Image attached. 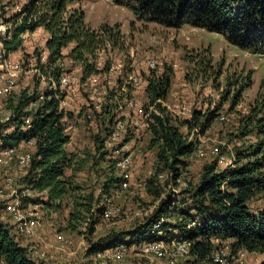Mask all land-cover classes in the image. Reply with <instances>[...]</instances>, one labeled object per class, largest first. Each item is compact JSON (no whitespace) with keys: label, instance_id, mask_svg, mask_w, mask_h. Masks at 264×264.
I'll list each match as a JSON object with an SVG mask.
<instances>
[{"label":"rangeland","instance_id":"rangeland-1","mask_svg":"<svg viewBox=\"0 0 264 264\" xmlns=\"http://www.w3.org/2000/svg\"><path fill=\"white\" fill-rule=\"evenodd\" d=\"M27 3L28 0H0L1 36H6L9 27L12 29L18 13L16 7L20 4L25 6ZM68 8L71 11L73 8H82L86 14V22L93 28H99L104 24L121 25L122 37L115 43L110 40L103 42L96 58L110 67L122 64L123 75L118 73L113 77L112 84L104 80L102 92L92 98L87 87H81L69 98L71 109L68 110L74 116L66 118L67 132L70 135L67 149L75 154V161L74 168H69L67 175L73 177L76 188L64 198L61 205L45 203L40 197L47 199L46 195L37 191L31 192V195L26 194L24 177L30 168L18 166L0 168V180L11 174L15 177V189L23 197L39 199L37 202L40 203L29 202L26 206L42 219L38 229L39 236L35 239L43 240L49 259H55L53 257L57 256L59 260L69 257L73 252L67 263L101 264L102 259L98 258L96 253H91L93 247L106 245L114 233L134 230L140 226L159 207L161 201L168 200L171 206L176 207L174 216L167 219L172 223L180 219L182 210L192 208L189 190L199 183L205 168L214 160H218V157L211 153L212 147L220 145L224 154L231 157L234 162L238 149L247 148L256 141L254 135L245 138L238 135L242 125L247 123L246 116L252 113L254 107H260L264 99V52L240 48L230 43L224 34L206 28L190 24L175 28L156 22L140 21L130 8L118 4L115 0H73ZM23 37L22 48L9 55L12 61L19 59L22 65L21 69H16L17 84L7 95L0 96V128L5 130L13 127L10 118L24 91L30 96L35 93L40 95L51 89L46 76L41 74L37 66L38 55L42 57V62H45L43 57L50 33L42 26L34 32H27ZM73 46L72 43L64 50L66 55ZM207 50L211 54V66L207 65L203 58ZM187 53H192V57L188 58ZM152 58L160 61L158 67L154 69L156 73L161 74L170 67L174 71L171 87L175 94L171 93L168 96L169 103L175 101L188 103L194 110L204 114L219 107V113L222 111L227 115V120L217 116L204 132L196 130L190 133V140L196 143V150L186 158L187 165L180 168V181L172 177L169 167L159 163L157 147L150 146L151 133L145 126L138 125L133 128L128 124L126 128H122L118 125V122H125L126 116L116 111L119 106L114 96L118 95L121 101H125L123 98H126L128 93L131 95L137 90L138 87L136 89L133 86L127 75L150 73L153 69L148 63ZM63 62L66 71L79 72L83 69L80 63L68 56ZM143 69L147 72H143ZM247 83H250V86H246ZM133 94L139 101L146 100V93L140 88ZM42 101L40 97L36 102H30L26 108L24 107V112H34ZM97 103L99 107L96 106ZM172 115L178 120L185 119L183 115L175 113ZM117 128L120 134L114 138L113 133ZM181 129L189 133L186 125L181 126ZM127 142L130 148L124 147ZM103 144L105 148H102ZM23 148L31 150L30 147ZM199 149L204 151L203 156L198 155ZM130 152L133 153L135 162L134 176L130 188L122 190L118 184L119 172L114 161L118 155H128ZM225 167L227 165L219 163L218 169ZM150 171H153V174L164 172L168 176L163 179L157 178L156 175L150 174ZM109 178L115 181L116 185L100 196V202L94 203L92 212H86L84 209L80 218H72L71 213L77 211L74 199L85 202L89 201L85 200L86 196L93 195L97 200L98 189L103 188ZM144 180L147 184H143ZM109 200L121 208V213L111 218L101 216L100 222L95 224V229L91 231L90 223L95 217L97 203L105 208ZM174 201L175 203H172ZM251 206L254 210L263 208L264 197H257ZM191 215L197 217L192 211ZM0 219L12 226L11 217L2 202ZM191 222L189 221V224ZM173 228L172 226L160 231L158 238L177 235L179 230L175 231ZM57 233L66 236L63 249L53 245ZM128 239L130 242V238ZM213 243L215 249L227 251L226 264H260L264 259V255L260 253L233 250L230 239H213ZM141 244L142 238L126 244L130 247V252L122 261H110L109 264H156L158 259L138 249ZM72 245L73 248L69 250ZM184 264L216 262L213 260L210 263L196 262L192 257Z\"/></svg>","mask_w":264,"mask_h":264},{"label":"trees","instance_id":"trees-1","mask_svg":"<svg viewBox=\"0 0 264 264\" xmlns=\"http://www.w3.org/2000/svg\"><path fill=\"white\" fill-rule=\"evenodd\" d=\"M72 1L29 0L23 11L16 15L12 29H7L5 37L0 35L7 54H11L22 48L23 36L27 32H34L43 26L50 33L46 43L48 58L46 62H42L41 56L38 55L37 66L41 74L46 76L50 86L53 85L50 80L52 78L56 88L30 96L24 91L10 118L13 127L7 130L0 128L2 147L17 146L23 141L36 139L34 158L24 182L26 188L45 194L47 199L40 198L49 205H61L64 198L76 188L73 177L67 175V170L74 168L75 154L67 150L70 135L64 119L74 115L61 107L64 93L60 90L59 79L65 70L63 60L68 56L80 63L83 77L86 78L97 72L96 57L103 42L110 40L115 43L122 37L120 24L91 27L86 22V14L82 8H73L72 11L68 8ZM115 1L130 8L140 21L156 22L175 28L190 24L222 33L230 43L245 50L264 52V0ZM72 43L74 46L66 55L64 50ZM187 54L188 58L192 57V53ZM203 58L205 63L211 66L209 50ZM173 75L171 67L161 74L150 71L147 76L144 106L150 113V146L157 147L159 163L169 167L172 177L178 179L180 168L187 165L186 158L196 150V143L190 140V133L207 130L218 116L219 107L205 114L194 110L190 119L178 120L163 103L170 93ZM246 86H250V83ZM41 95H44V99L40 107L34 112H24L26 106L39 100ZM25 116H32L33 119L27 128ZM246 121L238 137L254 135L256 141L247 148L238 149L234 162L227 167L219 170L217 158L218 160H214L205 168L199 183L189 190L192 208L182 210L179 220L175 223L167 221L174 216L177 209L171 206L168 200L161 201L159 207L140 226L134 230L112 234L106 245L94 246L91 253L123 243L130 244L138 238H142L143 242L160 239L158 233L173 226L175 231L179 230V233L192 241V257L196 262H212L211 255L215 250L213 239H230L233 250H246L264 255V207L254 210L251 206L257 197H264V99L260 107H254L252 113L246 116ZM183 125L188 127L189 133L182 131ZM104 146L103 144L102 148H105ZM112 179L114 180L113 177ZM112 179L109 178L104 183L103 193H99L97 200L93 195L86 196L85 200L89 201L85 202L74 199L77 211L71 213L72 218H80L84 209L86 212H92L94 203L100 202V196L116 185ZM119 182L120 177L118 184ZM37 201L38 198L23 197L25 205L29 202L40 203ZM103 210L104 206L97 203L95 217L90 223L91 231L95 229V224L100 222ZM191 211L197 217L192 216ZM161 220V226L156 228L155 224ZM189 221L198 223L190 225ZM128 238L130 242L127 241ZM0 262L51 264L45 260L34 259L28 248L20 244L12 232V227L1 219ZM260 264H264V259Z\"/></svg>","mask_w":264,"mask_h":264},{"label":"built area","instance_id":"built-area-1","mask_svg":"<svg viewBox=\"0 0 264 264\" xmlns=\"http://www.w3.org/2000/svg\"><path fill=\"white\" fill-rule=\"evenodd\" d=\"M23 8L24 6L20 4L16 7V10L18 11V13H21L23 11ZM0 44V96H5L12 90V88L16 86V69H21L22 65L19 59L12 61L9 58L10 54H7L2 41L0 42ZM46 50L43 57L45 62L48 58V50ZM159 64L160 61H158L157 58H152L149 61L148 66L154 70L158 67ZM95 66L97 72L92 73L86 78L83 77V69H81L79 72L66 70L62 72L59 79L60 90L64 93V98L61 101L62 108L66 110L71 109L69 98L75 95L81 87H87L88 91L91 93L92 98V96L98 95L102 92L101 89L104 85V80H108L109 84H112L111 79L117 76L118 73H123V65L120 63H118L117 65H112L110 67L109 65H105V62L100 59L96 60ZM148 75L149 73H147L146 75L137 73H130L127 75L133 83V86L136 89L138 87V89L134 92L138 91L139 88L145 92V89L148 85ZM50 80L53 83L51 89H55V82L52 80V78H50ZM133 93L131 95H129L128 93L126 98H123L125 101H121V98L119 99L118 95L114 96V100L116 101V103H118L119 106L117 112L120 111L123 115L126 116L125 122H118V125L122 128H126V125L128 124L133 128L138 125H142L148 128L150 113L146 110L144 106L145 103L139 101ZM41 98L44 99V95H41ZM122 102H124L125 104H123ZM163 103L167 106L168 110L172 114L175 113L177 115H183L184 118L188 119H190L193 115L194 109L188 103H182L181 101H175L172 103H166V101H164ZM98 104L99 103H97L96 106L99 107ZM218 117L222 120H227V115L222 111H220ZM24 121L25 128L29 127L33 121L32 116H25ZM118 131L119 130L117 128V130H115V132L113 133L114 138H117L119 136L120 132ZM23 147H30L31 150H27ZM124 147L130 148L128 142L124 145ZM35 150L36 139L23 141L17 146L2 147L0 149V168L9 169L13 166L29 168L32 164ZM197 153L200 156H203L205 154L202 149H199ZM211 153L218 157L219 163H224L227 166L233 163V159L224 154L220 145L212 147ZM114 162L115 167L119 172L120 187L122 188V190L129 189L134 176L135 162L133 153L130 152V154L128 155L120 154L115 158ZM150 174H153V171H150ZM153 175H156L157 178L161 179L168 176V174H165L164 172H160L158 174L154 172ZM177 180L180 181L179 178ZM14 184L15 177L11 174H8L6 177L0 180V203H4L5 210L11 217L13 226H11L13 228L12 232L16 235V237L24 235L30 238H37L39 236L38 229L42 224V219L36 212L29 209L24 204L23 196L18 192L17 189H15ZM143 184H147V181L144 180ZM25 191L27 192V195H31V192L35 190L26 188ZM98 192L102 193L103 189L99 188ZM120 213L121 208L114 204L111 200H109V203L103 210L102 217L111 218L119 215ZM162 222V220L158 221L155 224V227L159 228ZM196 223L198 222L192 221L190 225H194ZM42 241L43 240L40 239L38 243H35L32 251H34L40 259L45 260L48 259L49 254L46 249L47 247L43 244ZM65 243L66 236L63 233H57L53 245L58 249H63V247H65ZM192 244L193 243L190 239L186 238L182 233H178L175 236L169 235L163 239L143 242V244H141L138 249L142 253L152 255L153 258L158 259L156 264H184L186 260L192 258ZM130 250V247L123 243L116 247L100 250L96 252V256L102 259L101 264H109L110 261H122L124 257L130 252ZM226 256L227 251H225L224 249H215L213 250L211 255L213 261H215L216 264H226Z\"/></svg>","mask_w":264,"mask_h":264},{"label":"crops","instance_id":"crops-1","mask_svg":"<svg viewBox=\"0 0 264 264\" xmlns=\"http://www.w3.org/2000/svg\"><path fill=\"white\" fill-rule=\"evenodd\" d=\"M143 72H147L145 69H143ZM137 92V91H136ZM135 92V93H136ZM171 93L172 94H175V92H173V87H171V89H170V93H169V95H171ZM168 95V96H169ZM168 99V98H167ZM146 102V100L144 101V103ZM166 103H169V101L168 100H166ZM64 121L66 122V118L64 119ZM147 130H148V128H146ZM149 131V130H148ZM150 132V131H149ZM68 150V149H67ZM98 191H99V189H98ZM98 195H99V193H97ZM95 196H96V194H95ZM45 198V197H44ZM17 239L19 240V242H20V244L22 245V246H24V247H27L28 248V250H29V252L31 253V255L34 257V259H36V260H39L40 258L36 255V253L34 252V251H32V249H33V247L35 246V243H38L39 241H37L35 238H30V237H27V236H24V235H21V236H19V237H17ZM54 242V241H53ZM73 246L74 245H72L71 247H69V250L71 249V248H73ZM55 250H57V249H55ZM65 250H67V249H65ZM56 253H57V251H56ZM73 252H71V254H72ZM71 254H70V256H71ZM70 256L69 257H65V258H60L59 260L57 259L58 257L57 256H55V257H53V258H55V259H45L47 262H49V263H51V264H70V263H67V261H69L70 260ZM75 258V257H74ZM73 257H71V259H74ZM40 260H42V259H40Z\"/></svg>","mask_w":264,"mask_h":264}]
</instances>
